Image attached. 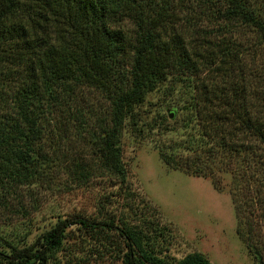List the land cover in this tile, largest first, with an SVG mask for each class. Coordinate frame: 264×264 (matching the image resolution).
<instances>
[{
  "label": "trees",
  "instance_id": "trees-1",
  "mask_svg": "<svg viewBox=\"0 0 264 264\" xmlns=\"http://www.w3.org/2000/svg\"><path fill=\"white\" fill-rule=\"evenodd\" d=\"M190 3L201 13H216L226 23L251 27L264 41V17L255 12L250 0H0V66L24 65L30 78L18 98L26 131L13 122L0 128V174L11 176L16 165L28 163L37 133L34 119L27 115L30 105L45 100L48 113L54 115L58 106L65 108L76 101L75 89L92 87L110 106L108 117L100 120L93 134L100 167L113 183L109 197L125 201L135 219L141 209L135 204L142 205L143 200L128 186L121 157L125 119L170 71L186 78L198 71V64H213L211 70L224 81L199 89L204 104L213 102L217 108L214 116L209 115L211 127L205 134L209 145L186 156L159 150V158L172 170L210 176L214 186L217 170H212L211 163L225 164L223 169L241 184L234 199L237 232L264 264V72L244 62L243 45L239 48L228 40L211 45L201 36L207 44L200 42L197 52V46H189L172 32L169 24L175 6L193 14ZM78 115L74 111V117ZM16 138L23 139V148L17 146ZM251 216L259 227H254ZM157 226V230L156 225L151 228L154 236H163L154 246L149 233L117 210L75 213L58 218L29 245L5 242L0 264H47L53 253L75 238L74 229L82 237L80 242L93 241L88 255L103 258L109 253L122 264H212L199 252L169 258L162 242L170 230Z\"/></svg>",
  "mask_w": 264,
  "mask_h": 264
},
{
  "label": "rangeland",
  "instance_id": "rangeland-1",
  "mask_svg": "<svg viewBox=\"0 0 264 264\" xmlns=\"http://www.w3.org/2000/svg\"><path fill=\"white\" fill-rule=\"evenodd\" d=\"M250 2L255 12L264 17V0ZM190 6L195 13L175 6V16L169 24L172 32H177L189 46H197V52L201 43L207 44L201 36L211 45L221 40L234 42L239 48L243 45L247 50L244 62L264 72V41L254 29L221 21L209 10L201 13L195 3ZM198 65V71L186 78L170 71L125 119L120 136L121 157L128 186L137 193L136 198L143 200L142 205L135 204L141 208L137 220L131 219L133 208H128L125 201L109 197L113 183L101 169L96 154L94 135L110 108L104 95L92 87L77 88L76 101L65 108L58 106L54 115L48 113L45 100L30 105L27 115L34 119L37 133L30 144L29 164L16 165L11 176L0 174V248L5 242L19 247L29 245L58 218L75 213L99 215L104 208L117 210L130 223L139 224L149 233L154 246L163 235L154 236L151 228L156 225L157 230L158 224L170 230L166 242H162L166 246L163 253L169 258L199 252L212 264H262L259 256L250 251L244 235L237 232L240 225L234 199L241 184H236L232 174L223 169L225 164L211 163L212 170H217L214 186L210 176L172 170L159 158V150L186 156L209 145L205 135L211 127L209 115L214 116L217 108L213 102L204 104L199 89L203 84L221 85L224 79L216 77L211 70L215 69L213 64ZM29 80L24 65L0 66V128L13 122L26 131L18 98ZM53 92L62 96L57 88ZM74 111L79 113L77 118ZM15 142L23 148L22 138ZM250 218L254 227H259L257 218ZM241 229L244 232V225ZM71 233L75 238L53 253L47 264H122L109 253L103 258L88 255L93 241L80 242L77 230Z\"/></svg>",
  "mask_w": 264,
  "mask_h": 264
}]
</instances>
